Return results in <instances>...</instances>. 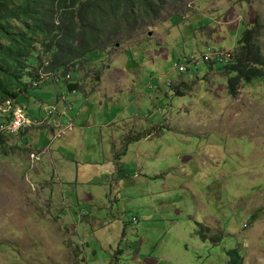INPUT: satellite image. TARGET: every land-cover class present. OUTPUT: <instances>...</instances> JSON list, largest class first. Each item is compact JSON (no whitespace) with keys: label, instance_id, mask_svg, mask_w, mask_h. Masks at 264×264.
<instances>
[{"label":"rangeland","instance_id":"374dc122","mask_svg":"<svg viewBox=\"0 0 264 264\" xmlns=\"http://www.w3.org/2000/svg\"><path fill=\"white\" fill-rule=\"evenodd\" d=\"M167 3L107 28L100 60L29 78V122L0 144V264H264V78L233 99L203 61L264 26V0Z\"/></svg>","mask_w":264,"mask_h":264},{"label":"trees","instance_id":"16d2710c","mask_svg":"<svg viewBox=\"0 0 264 264\" xmlns=\"http://www.w3.org/2000/svg\"><path fill=\"white\" fill-rule=\"evenodd\" d=\"M167 4V0H0V106L7 102L12 109L28 106L34 89L28 80L37 79L40 69L76 73L75 66L84 65L86 57L100 60V49L109 38L107 28L156 20ZM263 29L254 22L242 34L230 63L219 66L228 76L227 92L233 99L242 84L264 78V53L258 42ZM33 59L36 65L31 69ZM96 80H101L100 74ZM64 84L73 91L80 87L77 81ZM11 116L12 110L0 112L2 122ZM6 137L0 132L3 148ZM231 255L228 264H241L237 252Z\"/></svg>","mask_w":264,"mask_h":264},{"label":"built area","instance_id":"2783aa9c","mask_svg":"<svg viewBox=\"0 0 264 264\" xmlns=\"http://www.w3.org/2000/svg\"><path fill=\"white\" fill-rule=\"evenodd\" d=\"M234 57V52L230 51H210L208 54L203 56V61L209 65H214V66H224L228 65L232 58ZM195 61L193 59H188L184 58L182 60V63L180 65H177L175 68L178 69V72L180 74H184L189 71V69L192 68L193 64ZM196 68V67H195ZM17 108V107H16ZM12 109L10 106V103L7 102L5 104V107L0 106V112L4 114L6 111L12 110V116L9 120H4V122L0 123V132L4 133L5 135L9 134H15L17 133L21 127L29 122L27 116L25 115V111L21 109ZM56 109L53 107L50 109L51 113H55ZM52 114V115H53ZM65 114V111L60 115V119L57 117H53V122L55 123L56 127L61 126V117ZM51 116V115H50ZM73 123L69 121L67 126L65 128L60 129L61 130H66L68 127L72 128ZM58 131V134H62L61 132ZM133 222L136 224V220H133Z\"/></svg>","mask_w":264,"mask_h":264},{"label":"crops","instance_id":"0c3cea01","mask_svg":"<svg viewBox=\"0 0 264 264\" xmlns=\"http://www.w3.org/2000/svg\"><path fill=\"white\" fill-rule=\"evenodd\" d=\"M228 23V21L227 22H225V23H223V25H226ZM221 23H219V25H220ZM228 26H230V24L228 25ZM217 42H219V40H217ZM54 119V118H53ZM53 121V120H52ZM51 124V123H50ZM34 134V137H36V135L38 134V133H33ZM151 137H146L145 138V140H149ZM123 153V152H122ZM122 153H119L118 152V150H113L111 153H110V157H111V159L109 160V164L108 165H110V166H108L111 170H115L116 168H117V164H120L119 163V161L121 160V154ZM113 160H116L117 162H113ZM60 171H62L61 169H60ZM64 173H65V170H63L62 171V173H61V176L63 177V178H65L63 175H64ZM73 179V177H70V179L69 178H66V180L67 181H70V180H72Z\"/></svg>","mask_w":264,"mask_h":264},{"label":"clouds","instance_id":"9594fccd","mask_svg":"<svg viewBox=\"0 0 264 264\" xmlns=\"http://www.w3.org/2000/svg\"><path fill=\"white\" fill-rule=\"evenodd\" d=\"M26 110V109H25ZM2 133V132H1Z\"/></svg>","mask_w":264,"mask_h":264}]
</instances>
